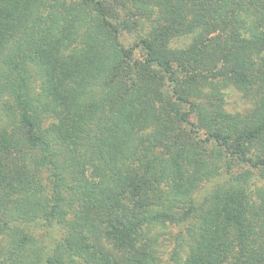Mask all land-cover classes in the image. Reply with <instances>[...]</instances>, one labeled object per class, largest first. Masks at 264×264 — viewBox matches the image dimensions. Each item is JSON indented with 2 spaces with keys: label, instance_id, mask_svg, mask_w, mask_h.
Instances as JSON below:
<instances>
[{
  "label": "trees",
  "instance_id": "16d2710c",
  "mask_svg": "<svg viewBox=\"0 0 264 264\" xmlns=\"http://www.w3.org/2000/svg\"><path fill=\"white\" fill-rule=\"evenodd\" d=\"M170 227L264 264V0H0V264H164Z\"/></svg>",
  "mask_w": 264,
  "mask_h": 264
},
{
  "label": "rangeland",
  "instance_id": "374dc122",
  "mask_svg": "<svg viewBox=\"0 0 264 264\" xmlns=\"http://www.w3.org/2000/svg\"><path fill=\"white\" fill-rule=\"evenodd\" d=\"M224 94V109L235 115L245 116L247 115L253 107V103L250 99H247L244 94L235 87L223 88ZM220 103V102H219ZM185 229L170 227L168 229L158 230L160 233L161 240V256L164 264H175L173 261V253L177 246L176 239L178 236H182Z\"/></svg>",
  "mask_w": 264,
  "mask_h": 264
}]
</instances>
